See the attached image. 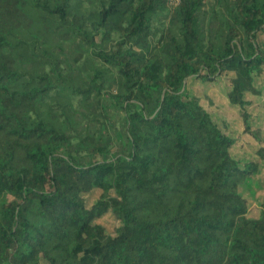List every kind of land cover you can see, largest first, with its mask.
<instances>
[{
    "label": "trees",
    "instance_id": "trees-1",
    "mask_svg": "<svg viewBox=\"0 0 264 264\" xmlns=\"http://www.w3.org/2000/svg\"><path fill=\"white\" fill-rule=\"evenodd\" d=\"M263 70L264 0H0V264H264L259 162L185 89L233 73L261 143Z\"/></svg>",
    "mask_w": 264,
    "mask_h": 264
},
{
    "label": "rangeland",
    "instance_id": "rangeland-1",
    "mask_svg": "<svg viewBox=\"0 0 264 264\" xmlns=\"http://www.w3.org/2000/svg\"><path fill=\"white\" fill-rule=\"evenodd\" d=\"M233 77L234 74L229 73L215 82L191 78L186 81L185 89L187 94L199 99L200 104L211 114L216 123L221 126L226 123L225 131L235 141L232 154L236 158L241 162H259V173L250 177L240 187V193L248 200V218L258 221L261 219L264 204V70L260 76L254 79L253 83L261 94H246V100L251 104L244 107L250 116L249 126L253 131L261 130V143H258L250 134L245 133L241 115L243 110L231 104L228 99V93L231 90L230 80ZM100 195V190H94L90 195H87L88 206L93 205ZM100 222L109 234H116L119 223L112 215H103Z\"/></svg>",
    "mask_w": 264,
    "mask_h": 264
},
{
    "label": "built area",
    "instance_id": "built-area-1",
    "mask_svg": "<svg viewBox=\"0 0 264 264\" xmlns=\"http://www.w3.org/2000/svg\"><path fill=\"white\" fill-rule=\"evenodd\" d=\"M179 2H180V0H171V3H172L173 5H178Z\"/></svg>",
    "mask_w": 264,
    "mask_h": 264
}]
</instances>
